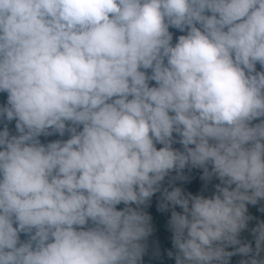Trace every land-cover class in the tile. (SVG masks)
<instances>
[{
    "label": "clouds",
    "instance_id": "1",
    "mask_svg": "<svg viewBox=\"0 0 264 264\" xmlns=\"http://www.w3.org/2000/svg\"><path fill=\"white\" fill-rule=\"evenodd\" d=\"M0 93V264H264V0H0Z\"/></svg>",
    "mask_w": 264,
    "mask_h": 264
},
{
    "label": "trees",
    "instance_id": "2",
    "mask_svg": "<svg viewBox=\"0 0 264 264\" xmlns=\"http://www.w3.org/2000/svg\"><path fill=\"white\" fill-rule=\"evenodd\" d=\"M178 34H179L178 32H175V35ZM5 101H6V93H0V103ZM255 122L258 121H253V123ZM10 127L14 131V124L10 125ZM58 138H60L58 135H53L50 137H41V140L42 142H47L48 140L58 139ZM64 138H66V136ZM175 146L179 147V145H175ZM201 170L202 169H198V168H186L183 172V175L186 177V179L184 180L175 179L176 173L172 172L169 174L168 177H166L162 187L171 188L172 186H179L186 192H192L193 194L203 193L205 195H210L212 191H214V185L219 183V181H217L218 178L212 177L210 180L205 181L204 179H202ZM161 199H162L161 193L157 192L152 197V200L150 202V207H147L145 209L146 211L149 210L153 214V219H152L153 227L158 223L167 224L168 218L170 217V211H171L170 209L168 211L161 212L157 208L156 209L153 208V206L158 205ZM118 207H123V205L122 204L118 205ZM261 207H264V200L259 201L256 205H248V212L253 217V219L249 221L248 228L241 232L240 236L242 240H248L253 244L252 239H248L249 233L251 232V228L254 227L259 220L264 219V212L260 211ZM179 210L180 209L177 206V211ZM163 235L165 237H171V231L169 230L167 225H164L163 227ZM21 238L23 239L24 237L22 236ZM154 253H155L154 251H147L146 260L144 261L143 259V264H153L154 259L159 260L158 256L154 257ZM240 257L241 256L238 254L231 257L230 258L231 264H239ZM169 264H175V261L170 262Z\"/></svg>",
    "mask_w": 264,
    "mask_h": 264
}]
</instances>
